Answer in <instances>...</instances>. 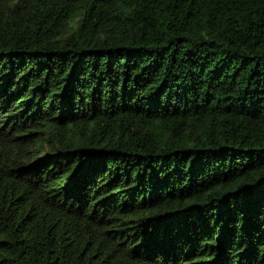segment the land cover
I'll return each mask as SVG.
<instances>
[{
  "label": "trees",
  "instance_id": "16d2710c",
  "mask_svg": "<svg viewBox=\"0 0 264 264\" xmlns=\"http://www.w3.org/2000/svg\"><path fill=\"white\" fill-rule=\"evenodd\" d=\"M0 264H264V0H0Z\"/></svg>",
  "mask_w": 264,
  "mask_h": 264
}]
</instances>
